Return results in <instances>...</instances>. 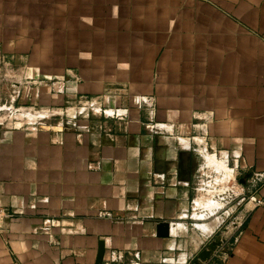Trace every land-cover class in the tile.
<instances>
[{"label":"crops","instance_id":"0c3cea01","mask_svg":"<svg viewBox=\"0 0 264 264\" xmlns=\"http://www.w3.org/2000/svg\"><path fill=\"white\" fill-rule=\"evenodd\" d=\"M0 62V264H264V202L220 229L204 183L264 198V0H0Z\"/></svg>","mask_w":264,"mask_h":264},{"label":"rangeland","instance_id":"374dc122","mask_svg":"<svg viewBox=\"0 0 264 264\" xmlns=\"http://www.w3.org/2000/svg\"><path fill=\"white\" fill-rule=\"evenodd\" d=\"M19 76H26V72L21 69L20 66L16 65H10L5 64L4 62H0V121L6 122V123H16L21 120H26L27 116L26 113L31 112V110L24 109L21 107V105H25L26 107L29 105L28 101L24 102V96L26 95V88L23 85V80L19 78ZM16 83V84H15ZM20 87V88H18ZM32 113L35 115V113L32 111ZM50 118V121H58L60 119V116L58 115H51L47 117ZM33 120V119H32ZM35 120H41V117L37 116ZM214 171L211 168H209V175L203 177L205 178L204 183H207L206 181H209V184L207 185V189H210L211 191L209 193L210 196L212 194H220L219 196L224 201V207L222 209L223 212H225L223 222L220 225V229L222 226H228L231 224V221L235 219V217L238 215L237 211H231L230 210V204H228L229 200H232L235 196L238 199H241L242 203L241 206H246L247 203V196L250 193H247L245 190L243 191L242 188H240L239 185H235L230 182L229 177H224L219 179H214ZM207 179V180H206ZM203 186L205 187L206 185ZM215 183V184H214ZM216 183L219 185L216 186ZM215 185V187L213 186ZM212 185V186H211ZM212 190H218V191H212ZM222 206V205H221ZM238 217V216H237ZM217 234V232L214 234V236ZM206 242L202 244V247L205 245Z\"/></svg>","mask_w":264,"mask_h":264},{"label":"water","instance_id":"95a60500","mask_svg":"<svg viewBox=\"0 0 264 264\" xmlns=\"http://www.w3.org/2000/svg\"><path fill=\"white\" fill-rule=\"evenodd\" d=\"M169 229H170L169 222L160 221V222H158V224L156 226V234L159 236H168L169 235ZM222 240H223V238L220 234L216 235L212 240H210L207 243L205 248L200 250V252L198 253V257L201 260L208 259L210 257V255L213 253V251L215 249H217V247L222 243ZM103 251H104L103 243L100 242L98 254H97V258H96V263H101Z\"/></svg>","mask_w":264,"mask_h":264},{"label":"built area","instance_id":"2783aa9c","mask_svg":"<svg viewBox=\"0 0 264 264\" xmlns=\"http://www.w3.org/2000/svg\"><path fill=\"white\" fill-rule=\"evenodd\" d=\"M257 176H261L264 178V172H255ZM264 202V198L261 196H258L256 193H250L247 196V203L251 204L252 206H258L261 205ZM246 203V205H247ZM12 213H8L0 206V223L2 221V218L11 216Z\"/></svg>","mask_w":264,"mask_h":264},{"label":"bare ground","instance_id":"6f19581e","mask_svg":"<svg viewBox=\"0 0 264 264\" xmlns=\"http://www.w3.org/2000/svg\"><path fill=\"white\" fill-rule=\"evenodd\" d=\"M211 164V163H210ZM210 203H211V200L209 201ZM210 205V204H209ZM203 216V215H202ZM208 222V221H207ZM200 223V222H199ZM210 224V223H209ZM214 224V223H213ZM210 226H211V224H210ZM199 227H201V228H203V229H205V227H208L207 225H204V226H202L201 224H199ZM208 229V228H207Z\"/></svg>","mask_w":264,"mask_h":264}]
</instances>
